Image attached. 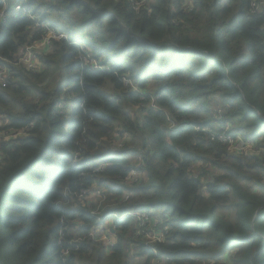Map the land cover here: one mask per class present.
<instances>
[{
    "label": "trees",
    "instance_id": "1",
    "mask_svg": "<svg viewBox=\"0 0 264 264\" xmlns=\"http://www.w3.org/2000/svg\"><path fill=\"white\" fill-rule=\"evenodd\" d=\"M253 1L27 0L0 16V264H264ZM48 28L67 38L28 69L18 56ZM143 212L169 226L163 240ZM107 225L112 243L92 235Z\"/></svg>",
    "mask_w": 264,
    "mask_h": 264
},
{
    "label": "built area",
    "instance_id": "2",
    "mask_svg": "<svg viewBox=\"0 0 264 264\" xmlns=\"http://www.w3.org/2000/svg\"><path fill=\"white\" fill-rule=\"evenodd\" d=\"M2 2H4V6L2 8H0V16L3 17L4 19L7 17V15L10 12L13 13H19L21 10L24 9V3L27 2V0H16L11 6L9 4V0H0ZM264 3V0L258 1L255 0L252 2V11H256L259 6ZM62 38H67V36L64 33H59L55 30H53L52 28H48L47 29V33L44 37V39L37 41L27 47H25V49L23 50V52L18 56V62L23 63L28 69H38L39 68V50L41 47H45L47 44H49L51 42L52 39H62ZM85 61L92 67L97 68V64L95 60H90L85 58ZM4 59L0 57V61L2 62ZM9 76V70L7 65L4 63H2L0 65V83L5 86L6 84V79ZM6 134V133H4ZM5 135H3L2 133L0 134V137H2ZM221 139L225 140L224 136H221ZM230 144L233 147L230 146V149L235 150L236 148L240 147L241 145L243 146L242 143H234L233 141H230ZM249 147V146H248ZM250 149V148H249ZM248 149V150H249ZM247 150V151H248ZM245 151V153L247 152ZM104 169V166H101L100 168H98L97 170H102ZM132 175L135 174L136 171H132ZM136 178H134L135 180ZM88 193V192H87ZM97 193L101 194V192L99 190H97ZM129 196L126 195V199ZM92 214H94V212L92 211ZM130 214L135 215L134 212H131ZM149 214H147L146 212H143L140 214V222H141V227H144L145 222L147 220L150 221V218L148 216ZM100 217L99 215H95ZM115 216H117V214H115ZM100 219H102L100 217ZM159 222L161 223L160 226L161 228H159L157 231H155L154 233H152L154 235V238L150 237V234H148V237L152 240V241H156V240H163L164 239V234L167 233V231H169V226L164 225L163 221L159 220ZM105 226H99L97 228V231H95L92 235L93 237H98V239L100 240H105L106 239V234H105V229L103 228ZM99 228H102V230H98ZM143 231H146L145 229ZM147 232V231H146ZM108 243H112V239L110 237V241H108Z\"/></svg>",
    "mask_w": 264,
    "mask_h": 264
},
{
    "label": "rangeland",
    "instance_id": "3",
    "mask_svg": "<svg viewBox=\"0 0 264 264\" xmlns=\"http://www.w3.org/2000/svg\"><path fill=\"white\" fill-rule=\"evenodd\" d=\"M14 135H24V131H18ZM5 137H9L7 133H6ZM231 147H233V144H232ZM248 149H249L248 146H242L241 145L240 147L236 148L235 150L245 152ZM258 186H262V184H258ZM88 194H90V192H88ZM91 194L92 195H90V196H86V198L92 199L95 203L97 202L96 203V208L93 209L94 214L95 215H102L103 211L108 206V205L104 206L105 199H101L99 197L102 193L99 194V193H97V190H93ZM109 223H111V221ZM160 224L161 223L159 222L158 218H151L150 217V221L147 220L145 222V224H144L145 226L143 227V229H145L146 231H149L150 237L154 238V235L152 233H154L159 228H161ZM103 228L105 229L104 231H105V234H106V239L104 241H106L108 243V241H110V237H111L112 241L115 240V237L112 235V232H111V230H113V229H111V226L107 225V227H103ZM98 230H102V228H99ZM230 257H231V255L226 256L225 257V261L229 263L230 262Z\"/></svg>",
    "mask_w": 264,
    "mask_h": 264
},
{
    "label": "water",
    "instance_id": "4",
    "mask_svg": "<svg viewBox=\"0 0 264 264\" xmlns=\"http://www.w3.org/2000/svg\"><path fill=\"white\" fill-rule=\"evenodd\" d=\"M260 209H261V207L257 210L256 214L259 212Z\"/></svg>",
    "mask_w": 264,
    "mask_h": 264
}]
</instances>
